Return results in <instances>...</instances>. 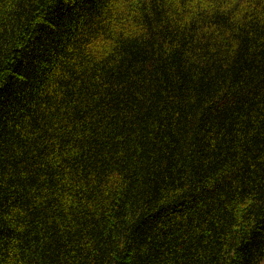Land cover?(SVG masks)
<instances>
[{
  "label": "trees",
  "instance_id": "16d2710c",
  "mask_svg": "<svg viewBox=\"0 0 264 264\" xmlns=\"http://www.w3.org/2000/svg\"><path fill=\"white\" fill-rule=\"evenodd\" d=\"M264 0H0V264H261Z\"/></svg>",
  "mask_w": 264,
  "mask_h": 264
},
{
  "label": "rangeland",
  "instance_id": "374dc122",
  "mask_svg": "<svg viewBox=\"0 0 264 264\" xmlns=\"http://www.w3.org/2000/svg\"><path fill=\"white\" fill-rule=\"evenodd\" d=\"M261 264H264V260H263V262Z\"/></svg>",
  "mask_w": 264,
  "mask_h": 264
}]
</instances>
